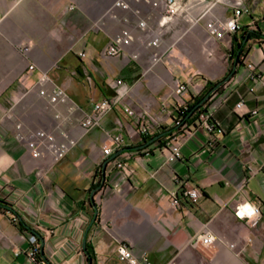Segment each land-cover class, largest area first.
<instances>
[{
    "label": "crops",
    "instance_id": "obj_1",
    "mask_svg": "<svg viewBox=\"0 0 264 264\" xmlns=\"http://www.w3.org/2000/svg\"><path fill=\"white\" fill-rule=\"evenodd\" d=\"M116 1L0 0V199L12 205L30 233L38 234L41 264H89L85 239L91 264H129L119 258L121 243L136 256L146 252L151 264H264V214L256 227L236 214L242 204L264 207V37L249 41L246 62L238 64L229 90H222L229 94L214 114L216 132L191 127L176 137L181 157L169 162L158 142L144 144L140 131L150 124L141 117L143 110L163 114V125L171 128L182 99L172 92L175 80L197 96L208 80L227 75L230 59L220 50L227 47L207 42L206 21L213 15L232 17L234 10L221 1L207 8L208 0H183L187 14L176 19L157 49L167 52L166 61L146 71L154 49L147 47L138 22L145 20L156 29L163 10L127 0L131 10H116L115 19L107 12ZM245 6L249 13L239 18L237 36L248 30L264 34V0H245ZM124 28L135 36L127 54L103 58ZM205 42L217 51L215 56L204 51ZM23 45L30 46L28 53L21 51ZM247 62L255 64L258 79H248ZM43 72L87 112L94 101L115 95L111 82L116 78L130 86L122 105L106 113L99 126L88 132L71 128L78 144L59 162L50 155L34 159L16 137L17 122L30 129L52 130L55 125L38 94ZM241 99L245 110L258 113L243 117L236 109ZM125 106L135 115L128 116ZM118 133L133 154L114 157L103 183L104 163L114 154L105 157L102 148ZM116 161L125 162L132 174L114 168ZM184 181L201 190L197 204L182 196ZM175 194L177 206L172 205ZM94 203L98 215L90 227ZM206 230L213 233L214 243L192 244ZM28 247L18 222L0 210V264H29Z\"/></svg>",
    "mask_w": 264,
    "mask_h": 264
},
{
    "label": "built area",
    "instance_id": "obj_2",
    "mask_svg": "<svg viewBox=\"0 0 264 264\" xmlns=\"http://www.w3.org/2000/svg\"><path fill=\"white\" fill-rule=\"evenodd\" d=\"M137 4H145L153 8H162L163 12L158 20V27L156 29L150 28L145 20L138 22V27L140 30L145 32L147 38V47L154 49L150 55V64L146 71L163 64L167 58V52H160L157 49L160 47L163 38L165 37L167 31L180 16H185L187 14L188 5L183 2V0H134ZM218 1L223 2L227 6L234 10V14L229 18H221L218 16H211L206 21V29L208 32V40L223 42L227 48H231L232 37L240 29L239 18L244 13H249V10L245 6V0H208L207 8H212ZM70 9H75L74 5L70 6ZM128 11L131 10V5L127 0H117L113 7L107 12L112 18H118L116 10ZM207 12H203V16ZM3 19V15L0 12V22ZM123 20L128 22L129 19L124 17ZM96 23L95 26H98ZM135 41V36L128 28H124L119 31L110 41L108 46L102 52V56L105 59L117 58L127 54L128 48ZM21 51L23 53H28L30 51V46H21ZM204 51L212 56L214 50L208 45L205 46ZM79 56L85 58L87 56L86 52H79ZM132 58L137 60L139 58L138 53L132 54ZM242 59L246 61L245 57ZM248 68V79L256 80L260 77L256 70V66L253 62H247ZM35 65L31 64L29 66V71H33ZM39 97L45 100L44 108L46 111L50 112L55 120V125L52 130L46 129H30L26 128L23 123L17 122L15 125L16 137L17 139L24 143L29 149L32 157L34 159L46 158L48 155L52 156L54 162H59L64 159L71 150L77 146L78 140L73 136L71 128L80 127L84 132H88L91 129L100 125L103 116L112 111L115 107L122 105L124 99L130 93V86L123 78H116L111 82L112 88L115 90V95L110 98H104L99 101H94L92 104L91 111H84L81 107L69 96L67 91L56 85L49 74L46 72L41 73L39 77ZM230 84V82H229ZM173 94L178 98H183L188 92V85L180 80H175L173 85ZM217 96V94L215 95ZM228 94L220 92V97L214 100L212 99L207 103L201 110H199L198 120L196 124L203 126L209 133H211L215 128L218 127L217 122L214 119V114L219 106L227 99ZM65 109L62 110L61 108ZM180 107H183L182 105ZM185 108V107H183ZM246 102L241 99L237 105L236 109L241 113L243 117L248 115H256L257 110L247 111ZM124 112L128 116H134L135 111L128 106L124 107ZM141 117L149 118V125H144L141 129L142 135H151L153 133L152 126H159L164 124L165 116L163 114H154L151 112L149 107L143 110ZM120 124V122H119ZM174 125L182 126V118L176 117ZM167 151V160L173 162L181 157V144L176 139L166 142V145L162 147ZM103 155L105 157H110L113 154L120 152L131 157L133 152H127L125 148V139L123 133H118L110 135L108 137V144L104 145ZM143 149V150H142ZM145 151L144 148L140 149ZM114 158L108 159V163L113 161ZM115 161V160H114ZM114 168H122L124 174L129 176L132 174L133 170L123 161H116ZM43 170L37 171L38 176H43ZM184 188L181 192L182 196L189 200L192 204H197L202 196V192L198 187L190 186L188 181H184ZM179 204L178 195L175 194L172 205L177 206ZM250 204H242L237 207L236 214L249 219L252 227L258 226L260 220L264 214V207L260 205H250L253 209L252 214H249V209L246 207ZM21 237L27 240L29 247L26 251V255L29 259V264H41L40 256V240L38 236L30 232H21ZM215 237L210 230H206L204 233L196 237L192 244H201L202 246H209L213 244ZM234 247V245H231ZM20 251L16 252L19 255ZM119 258L122 261H126L129 264H151L146 252H143L140 256H136L133 253L132 248L126 244L121 243L118 246Z\"/></svg>",
    "mask_w": 264,
    "mask_h": 264
},
{
    "label": "trees",
    "instance_id": "obj_3",
    "mask_svg": "<svg viewBox=\"0 0 264 264\" xmlns=\"http://www.w3.org/2000/svg\"><path fill=\"white\" fill-rule=\"evenodd\" d=\"M239 30L233 35L232 37V44L231 48L228 50L229 56L231 57V60L236 59V62L239 64L240 57L245 55V49L247 47V44L249 41L257 38L264 37V34L260 32L259 30H248L242 33L241 37L239 38L237 36ZM235 62V64H237ZM216 86V83L208 80L206 82L205 88L203 91L198 95V96H193L190 101L187 102V106L185 108L180 107L177 108L176 110V117L182 118L183 124H187V126H193L196 124V121L198 120V112L201 110L202 107V102L204 101L206 95ZM176 117L174 118V122L176 121ZM218 129L215 128L211 134H214L216 130ZM185 133V131H182L181 126L174 125L171 128H167L165 126L159 128L154 134L152 135H143L142 139L144 144L147 146H150L156 142L159 143V148H162L166 145V142L171 141L173 139H176V137L180 136L181 134ZM160 134H163V136L159 137L158 139L152 141L156 136H159ZM134 149V148H131ZM11 204H9L5 200L0 199V210H5L9 211V213L12 216L13 222H18L20 226V232H29L22 221L19 220L18 215H16L12 210H11ZM90 245L87 242L86 244V253L88 255V259L91 260L92 254L89 251Z\"/></svg>",
    "mask_w": 264,
    "mask_h": 264
},
{
    "label": "rangeland",
    "instance_id": "obj_4",
    "mask_svg": "<svg viewBox=\"0 0 264 264\" xmlns=\"http://www.w3.org/2000/svg\"><path fill=\"white\" fill-rule=\"evenodd\" d=\"M207 44H206V42L204 43V47L206 46ZM220 50L221 51H223L225 54H226V58H229L230 59V65H229V70H228V73H227V75L225 76V77H223L222 79H220V80H217V81H212V82H214V83H216V86H214V88L206 95V96H208V98L207 99H204V101L202 102V107H201V109L207 104V103H209L212 99L214 100L215 98L217 99L218 97H220V92H222V93H226L227 91L226 90H229L228 88V86H229V82H231L232 81V78L234 77V75H235V73H236V69H235V71H234V75L229 79V80H227V81H224L226 78H227V76L230 74V72H232V70L234 69V65H235V62H236V59H233V60H231V57L229 56V53H228V50L229 49H227V48H225V47H220ZM217 54V51L213 54V56H215ZM204 56H206L207 57V55H204ZM240 63H244V62H246V61H244L243 59H242V57H240ZM237 63V62H236ZM239 63V64H240ZM237 66H238V63L236 64V68H237ZM248 69V68H247ZM224 81V82H223ZM220 82H223L220 86H217ZM224 88H226V90L225 91H222ZM229 92V91H228ZM217 94V96H215ZM226 94H229V93H226ZM194 96V95H193ZM198 96V95H197ZM191 98H192V95H191V93H190V90H189V87H188V92H187V94L186 95H184L183 96V98L182 99H180L181 100V105L183 106V107H186L187 106V102L188 101H190L191 100ZM206 98V97H205ZM228 98V97H227ZM180 105V106H181ZM180 106H178L177 108H180ZM177 110V109H176ZM218 110V109H217ZM216 110V111H217ZM177 115V114H176ZM198 124H195V125H191V126H187V124L185 123V124H183L182 126H181V129H182V131H185V132H188V131H190L191 130V127H193L194 129L196 128V126H197ZM164 125H159V126H156L157 127V129L156 128H154V130H153V133L152 134H154L157 130H159V128H161V127H163ZM192 128V129H193ZM151 134V135H152ZM146 145V144H145ZM145 147V146H144ZM148 147V146H147ZM126 151L127 152H133V150H131V148H127L126 149Z\"/></svg>",
    "mask_w": 264,
    "mask_h": 264
},
{
    "label": "water",
    "instance_id": "obj_5",
    "mask_svg": "<svg viewBox=\"0 0 264 264\" xmlns=\"http://www.w3.org/2000/svg\"><path fill=\"white\" fill-rule=\"evenodd\" d=\"M235 69H236V64L234 65V69L232 70V72H230V74L227 76V78H226L224 81L229 80V79L234 75V71H235ZM224 81H223V82H224ZM223 82H220L217 86H220ZM208 96H209V95H208ZM208 96H206L205 99H207ZM161 136H163V134H160L159 136H156L152 141L158 139V138L161 137ZM118 154H120V152L115 153V154L112 156V158L116 157ZM112 158H111V159H112ZM107 163H108V160H106L105 163H104V168H103V181H102L103 183H104V181H105V170H106ZM96 190H97V188L94 189V192H95ZM94 208H95V213H94V216H93V218H92V221H91L90 227L94 224V222H95L96 219H97V215H98V208H97V205H96L95 203H94ZM90 227L87 229V232L89 231ZM34 234H36V233H34ZM36 235L38 236V234H36ZM86 244H87V241H86V239H85V240H84V244H83L85 250H86ZM91 263H92V262H91V260H90L89 264H91Z\"/></svg>",
    "mask_w": 264,
    "mask_h": 264
},
{
    "label": "clouds",
    "instance_id": "obj_6",
    "mask_svg": "<svg viewBox=\"0 0 264 264\" xmlns=\"http://www.w3.org/2000/svg\"><path fill=\"white\" fill-rule=\"evenodd\" d=\"M248 209H249V214L251 215L252 214V211H253V209H252V207L250 206V205H248V206H246ZM243 214H241V216H242Z\"/></svg>",
    "mask_w": 264,
    "mask_h": 264
}]
</instances>
